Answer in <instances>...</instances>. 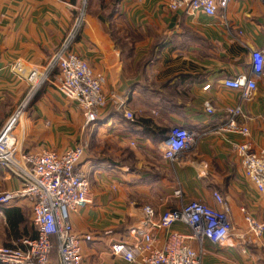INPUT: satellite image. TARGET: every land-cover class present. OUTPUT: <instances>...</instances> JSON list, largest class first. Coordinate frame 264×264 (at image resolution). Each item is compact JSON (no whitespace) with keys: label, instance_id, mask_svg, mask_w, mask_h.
<instances>
[{"label":"crops","instance_id":"obj_1","mask_svg":"<svg viewBox=\"0 0 264 264\" xmlns=\"http://www.w3.org/2000/svg\"><path fill=\"white\" fill-rule=\"evenodd\" d=\"M83 1L84 24L71 49L105 77L101 126L85 127L78 104L48 82L29 97L20 120L28 152L85 145L78 167L86 174L92 202L70 214L74 231L91 235L81 241L82 264H127L109 247L133 243L129 229L139 225L144 205L157 216L188 200L215 206L212 192L217 191L229 205L236 231L245 230L244 212L264 220V201L244 177L234 150L244 138L219 130L226 122L223 109L240 105L251 150L264 149V65L247 101L223 85L226 78L251 73V52L264 45V0H230L214 16L169 11L165 0H0V130L29 87L12 65L43 71ZM117 22L118 28L110 29ZM56 75L54 70L50 78ZM114 94L122 98V110L114 108ZM205 102L215 113L205 112ZM173 126L193 132L195 141L176 162H168L161 141ZM98 136L106 153L92 150ZM19 185L0 166V193ZM178 187L182 199L174 196ZM0 211L3 245L22 247L24 239L36 236L29 200L17 199ZM173 228L188 231L181 223ZM205 247L202 264H264V255H241L237 243L217 248L205 241ZM248 247L264 253V243Z\"/></svg>","mask_w":264,"mask_h":264},{"label":"built area","instance_id":"obj_2","mask_svg":"<svg viewBox=\"0 0 264 264\" xmlns=\"http://www.w3.org/2000/svg\"><path fill=\"white\" fill-rule=\"evenodd\" d=\"M229 1L165 0V6L169 11L214 16L218 9H225ZM85 5L86 1H83L77 8L71 28L43 71L25 69L19 63L12 65L11 69L23 76L33 87L32 91L48 82L60 95L74 100L81 110L84 126L88 127L98 121L107 106V98L103 91L104 75L94 71L86 59L71 49L83 28ZM263 65L264 45L251 52L250 75L226 78L223 85L239 91L240 98L247 101L256 90V79L262 75ZM53 69L57 70V75L51 79ZM112 102L116 110L123 109L121 97L112 95ZM26 104L24 99L0 130V166L20 182L17 189L0 193V208L20 198L29 200L36 236L24 239L22 247H8L0 241V264H82L81 241L90 240L91 235L76 233L70 214L92 202L86 174L78 167L85 145L78 143L62 151L44 147L38 151H26L23 124L20 122L24 112L17 117L18 111H24ZM204 110L208 114L215 113L209 102L204 103ZM223 113L226 122L219 130L237 133L244 138L234 144V150L244 177L264 201V149L251 150L249 129L240 120L244 117L240 105L227 106ZM124 114L128 119L132 118L129 111ZM194 141L193 132L173 126L161 141L162 157L168 162H176L183 152L193 147ZM130 144L135 146L134 141ZM174 196L182 199L179 187L174 190ZM212 197L215 206L200 200H188L179 208L164 210L159 216L151 206L144 205L139 225L129 229L134 237L133 243L113 242L109 247L110 254L127 264H202L208 253L205 241L219 247L237 243L241 253L254 242L264 243V220L244 212L245 230L238 232L230 220L226 200L217 191L212 192ZM177 223L185 225L188 231L175 230L173 226ZM53 249L56 261L52 257Z\"/></svg>","mask_w":264,"mask_h":264},{"label":"rangeland","instance_id":"obj_3","mask_svg":"<svg viewBox=\"0 0 264 264\" xmlns=\"http://www.w3.org/2000/svg\"><path fill=\"white\" fill-rule=\"evenodd\" d=\"M88 2V1H87ZM85 11H86V9H85ZM120 23L119 22H117V23H110V29H116V28H118V26L117 25H119ZM122 24L123 25H125V22H122ZM54 70V69H53ZM53 70H52V72H53ZM44 83H46V82H44ZM43 83V84H44ZM43 84H41V85H43ZM40 85V86H41ZM39 86V87H40ZM38 87V88H39ZM33 90V87H31V86H29L28 87V90L26 91V93H25V97L18 103V105H17V107L19 106V104L21 103H24V99H25V102L27 103V97L30 95H34V93L36 92H34V91H32ZM16 107V108H17ZM26 108H27V104L24 106V111L23 112H25V110H26ZM24 118H25V114L23 113V120H24ZM102 118V117H101ZM100 118V119H101ZM94 125V124H93ZM96 125H100L101 126V122H98L97 121V123H96ZM15 133V132H14ZM94 138V137H93ZM95 140H94V147H93V151L94 152H99L100 154H103V153H106V142L104 141L103 142V140L102 141H100L99 139H102L101 137H95L94 138ZM33 227V226H32ZM250 239H253L252 237H249ZM254 240V239H253ZM262 242L263 241H259V242H256L257 243V245L258 244H262ZM254 244H255V242H254ZM217 248H221V247H219V246H216ZM235 247H238V246H232V248L231 249H234L235 250ZM240 248V247H239ZM239 248H236V250L237 251H240V249ZM248 248H250V249H248ZM224 249H227V248H224ZM262 249V248H261ZM261 249H258V248H256L255 250L254 249H252L251 247H245V252L243 253V254H241V255H244V256H247V254L249 253V254H255V255H259V256H263L264 255V253L262 252V250ZM241 252V251H240Z\"/></svg>","mask_w":264,"mask_h":264},{"label":"trees","instance_id":"obj_4","mask_svg":"<svg viewBox=\"0 0 264 264\" xmlns=\"http://www.w3.org/2000/svg\"><path fill=\"white\" fill-rule=\"evenodd\" d=\"M52 257H53V260L56 261V258H55V250L54 249L52 251Z\"/></svg>","mask_w":264,"mask_h":264}]
</instances>
